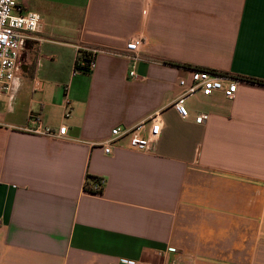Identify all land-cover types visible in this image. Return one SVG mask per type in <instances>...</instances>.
Wrapping results in <instances>:
<instances>
[{
  "label": "crops",
  "instance_id": "1",
  "mask_svg": "<svg viewBox=\"0 0 264 264\" xmlns=\"http://www.w3.org/2000/svg\"><path fill=\"white\" fill-rule=\"evenodd\" d=\"M15 2L41 29L0 95V264H264V0ZM194 68L239 83L232 100L187 98L182 119ZM153 117L151 151L124 138L104 153ZM96 178L103 192H85Z\"/></svg>",
  "mask_w": 264,
  "mask_h": 264
},
{
  "label": "built area",
  "instance_id": "2",
  "mask_svg": "<svg viewBox=\"0 0 264 264\" xmlns=\"http://www.w3.org/2000/svg\"><path fill=\"white\" fill-rule=\"evenodd\" d=\"M41 29V18L31 12H24L15 0H0V95L7 94L11 90L15 75L19 69V58L26 40V34L37 33ZM141 44L140 38L130 40L125 46L123 57L138 60L137 53ZM81 65L83 63L81 62ZM88 70H92L94 62L91 59L88 63ZM130 77L135 78L134 71L129 72ZM239 80L229 75L219 74L206 69L191 70L190 83L184 80L179 81L183 89L181 96L173 103V107L180 118L186 119L189 114L185 107V100L197 93L203 96H210L213 92H221L223 96L232 100ZM68 103V102H67ZM69 116L66 112L65 117ZM33 128L29 132L52 139H62L66 133V126L53 131L42 124L40 117H31L29 120ZM197 122L201 123L202 118L198 117ZM148 127V129H147ZM159 130L156 117L142 122L130 129L115 128L111 131L112 139L103 142L104 153L109 154L114 141L126 138L128 147L139 152L152 150L157 132ZM143 133H146L143 135ZM105 187L103 178H96L94 181L85 180L84 190L90 194H101ZM145 264V263H136Z\"/></svg>",
  "mask_w": 264,
  "mask_h": 264
},
{
  "label": "trees",
  "instance_id": "3",
  "mask_svg": "<svg viewBox=\"0 0 264 264\" xmlns=\"http://www.w3.org/2000/svg\"><path fill=\"white\" fill-rule=\"evenodd\" d=\"M90 58H92L90 53L82 52L81 53V58H79L75 62L74 70L76 72L87 73V71H88V66L87 65L90 62ZM81 62L83 63V65H81ZM194 69H204V68H194ZM209 71H212V70H209ZM213 72H215V71H213ZM94 180H96V179H94ZM94 180H90V181H94Z\"/></svg>",
  "mask_w": 264,
  "mask_h": 264
}]
</instances>
